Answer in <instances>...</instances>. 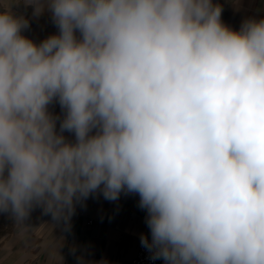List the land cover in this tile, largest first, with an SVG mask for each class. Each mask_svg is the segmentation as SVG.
Returning <instances> with one entry per match:
<instances>
[{"label": "clouds", "instance_id": "1", "mask_svg": "<svg viewBox=\"0 0 264 264\" xmlns=\"http://www.w3.org/2000/svg\"><path fill=\"white\" fill-rule=\"evenodd\" d=\"M21 5L57 33L24 36ZM221 15L213 0H0V213L24 224L41 206L70 230L89 196L137 194L151 259L264 264V18L237 31Z\"/></svg>", "mask_w": 264, "mask_h": 264}, {"label": "crops", "instance_id": "2", "mask_svg": "<svg viewBox=\"0 0 264 264\" xmlns=\"http://www.w3.org/2000/svg\"><path fill=\"white\" fill-rule=\"evenodd\" d=\"M213 4L222 7L221 20L233 30L238 31L246 19L264 18V0H213ZM24 36L37 44L42 41L40 32ZM64 135L74 138L69 132ZM146 218L139 196L124 193L114 202L96 194L77 203L70 230L41 206L24 224H15L10 212L0 213V264H131L141 235L151 239Z\"/></svg>", "mask_w": 264, "mask_h": 264}, {"label": "rangeland", "instance_id": "3", "mask_svg": "<svg viewBox=\"0 0 264 264\" xmlns=\"http://www.w3.org/2000/svg\"><path fill=\"white\" fill-rule=\"evenodd\" d=\"M13 11L17 14H24L30 22V27L23 30V35L33 36V33L40 32L42 40H44L48 36L52 35L53 29L54 31L57 30V27L52 21L51 13L48 11H45V13L39 18H34L32 16V10L30 8L25 10L22 5L20 7L14 8ZM49 111L53 115L60 116L61 118L63 117V112L58 102L54 101L52 104H50Z\"/></svg>", "mask_w": 264, "mask_h": 264}, {"label": "built area", "instance_id": "4", "mask_svg": "<svg viewBox=\"0 0 264 264\" xmlns=\"http://www.w3.org/2000/svg\"><path fill=\"white\" fill-rule=\"evenodd\" d=\"M131 264H164V261L162 259H151V253L142 247L139 239L137 253Z\"/></svg>", "mask_w": 264, "mask_h": 264}]
</instances>
